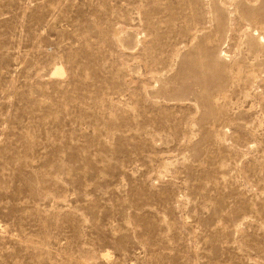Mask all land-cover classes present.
I'll use <instances>...</instances> for the list:
<instances>
[{
  "label": "rangeland",
  "instance_id": "rangeland-1",
  "mask_svg": "<svg viewBox=\"0 0 264 264\" xmlns=\"http://www.w3.org/2000/svg\"><path fill=\"white\" fill-rule=\"evenodd\" d=\"M0 264H264V0H0Z\"/></svg>",
  "mask_w": 264,
  "mask_h": 264
},
{
  "label": "bare ground",
  "instance_id": "bare-ground-1",
  "mask_svg": "<svg viewBox=\"0 0 264 264\" xmlns=\"http://www.w3.org/2000/svg\"><path fill=\"white\" fill-rule=\"evenodd\" d=\"M55 70H56V69H55ZM62 72H63L62 69H58V70L55 71L56 74H62ZM53 73H54V72H53ZM55 73H54V74H55ZM56 74H55V75H56Z\"/></svg>",
  "mask_w": 264,
  "mask_h": 264
}]
</instances>
